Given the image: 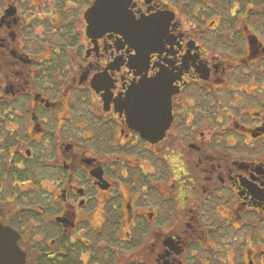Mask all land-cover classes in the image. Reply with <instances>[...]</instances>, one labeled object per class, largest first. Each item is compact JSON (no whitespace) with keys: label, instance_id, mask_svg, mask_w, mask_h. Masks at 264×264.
<instances>
[{"label":"flooded vegetation","instance_id":"flooded-vegetation-1","mask_svg":"<svg viewBox=\"0 0 264 264\" xmlns=\"http://www.w3.org/2000/svg\"><path fill=\"white\" fill-rule=\"evenodd\" d=\"M0 224L23 264H264V0H0Z\"/></svg>","mask_w":264,"mask_h":264},{"label":"water","instance_id":"water-1","mask_svg":"<svg viewBox=\"0 0 264 264\" xmlns=\"http://www.w3.org/2000/svg\"><path fill=\"white\" fill-rule=\"evenodd\" d=\"M23 253L12 230L0 224V264H23Z\"/></svg>","mask_w":264,"mask_h":264},{"label":"snow or ice","instance_id":"snow-or-ice-1","mask_svg":"<svg viewBox=\"0 0 264 264\" xmlns=\"http://www.w3.org/2000/svg\"><path fill=\"white\" fill-rule=\"evenodd\" d=\"M164 24L163 20H155L152 22V26L156 28H161Z\"/></svg>","mask_w":264,"mask_h":264}]
</instances>
